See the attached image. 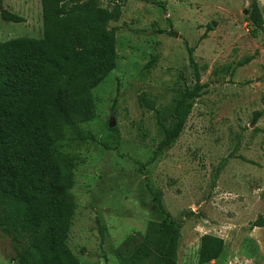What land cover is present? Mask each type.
I'll use <instances>...</instances> for the list:
<instances>
[{
    "label": "rangeland",
    "instance_id": "obj_1",
    "mask_svg": "<svg viewBox=\"0 0 264 264\" xmlns=\"http://www.w3.org/2000/svg\"><path fill=\"white\" fill-rule=\"evenodd\" d=\"M253 2L263 31L250 21ZM2 7L23 22L0 11V42L41 38L40 0ZM107 30L116 68L93 91L94 118L57 145L75 159L69 248L80 264H128L147 223L167 218L182 224L176 264H198L204 235L224 242L211 264H264V228L253 225L264 219V0H127ZM188 50L204 89L159 150L156 117L172 125L173 99L194 84ZM14 256L0 233V264Z\"/></svg>",
    "mask_w": 264,
    "mask_h": 264
},
{
    "label": "trees",
    "instance_id": "obj_2",
    "mask_svg": "<svg viewBox=\"0 0 264 264\" xmlns=\"http://www.w3.org/2000/svg\"><path fill=\"white\" fill-rule=\"evenodd\" d=\"M107 1L109 7L98 0H40L41 38L0 42V233L13 243L14 264H80L67 244L76 210L70 193L75 159L59 153L57 145L68 130L94 118L93 91L116 68L115 41L107 27L119 21L127 0ZM249 17L263 31L255 2ZM1 18L23 22L7 11ZM188 60L194 84L173 99L172 125L156 117L164 138L159 150L179 138L204 89L192 50ZM253 225L264 228V219ZM181 228L167 218L148 222L127 263L176 264ZM223 252L222 239L204 235L197 262H217Z\"/></svg>",
    "mask_w": 264,
    "mask_h": 264
},
{
    "label": "water",
    "instance_id": "obj_3",
    "mask_svg": "<svg viewBox=\"0 0 264 264\" xmlns=\"http://www.w3.org/2000/svg\"><path fill=\"white\" fill-rule=\"evenodd\" d=\"M211 26H212V27H215V24L212 23ZM113 126H114V124L111 122V123L109 124V128H113Z\"/></svg>",
    "mask_w": 264,
    "mask_h": 264
}]
</instances>
